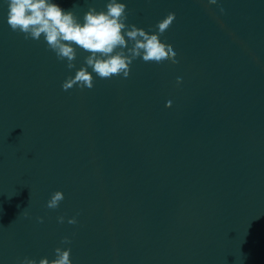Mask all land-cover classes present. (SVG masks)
I'll list each match as a JSON object with an SVG mask.
<instances>
[{"label":"clouds","instance_id":"1","mask_svg":"<svg viewBox=\"0 0 264 264\" xmlns=\"http://www.w3.org/2000/svg\"><path fill=\"white\" fill-rule=\"evenodd\" d=\"M8 25L14 32L24 34L25 39L40 40L43 35L47 47L53 51L60 61H66V67L75 68L77 58L76 48L90 53L85 57V65L81 66L74 77L69 76L62 84V89L68 91L74 86L80 89H92L94 79L92 71L102 79L113 76L128 78L131 64L137 58L146 63H163L170 61L177 64V53L174 46L161 41L160 36L166 32L175 20V13L170 12L156 25L157 31L149 33L135 24H128L127 5L121 0H108L106 10L97 11L89 7L81 24L72 11H64L53 0H7ZM210 5H216L217 0H208ZM220 12L224 9L221 7ZM74 45L76 47H74ZM131 45V46H129ZM182 78H177V84ZM171 107L172 102L165 105ZM64 200L61 191L52 193L46 203L48 209H57ZM25 217L27 211L23 212ZM65 217L59 216L58 223H63ZM43 223V217L37 218ZM69 224H76L75 217L68 219ZM71 240L64 237L61 244H70ZM55 258H41L39 261L25 257L21 264H72L71 248L56 247Z\"/></svg>","mask_w":264,"mask_h":264}]
</instances>
